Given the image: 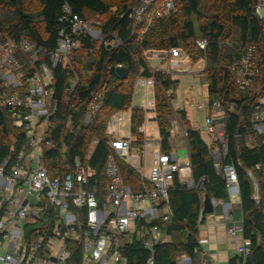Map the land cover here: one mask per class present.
<instances>
[{
	"label": "built area",
	"instance_id": "1",
	"mask_svg": "<svg viewBox=\"0 0 264 264\" xmlns=\"http://www.w3.org/2000/svg\"><path fill=\"white\" fill-rule=\"evenodd\" d=\"M156 1L140 0L132 17L142 22ZM175 10L173 0H164L152 13L155 17H166ZM254 10L260 19H264V0H258ZM63 20L68 26L60 31L57 46L52 51H44L28 38L0 39V109L10 112L13 126L23 130L26 136L9 173L4 175L6 163L0 168V264H127L123 249L133 240L142 242L149 250L146 264H155V247L173 240L172 233L165 228L173 218L170 189L176 180L188 189H204L203 183L195 184L188 153L180 157L181 147L172 144L165 152L161 143H157L160 148L153 151L151 166L146 172V151L156 146V139L146 137L145 124L139 127V132L145 136L139 148L134 146L137 137L132 133L121 136L119 125L125 121L126 111L115 112L106 128L111 151L105 160L103 186L99 185L97 177L91 184L95 173L88 164L98 140L92 141L84 157L73 159L70 158V147L58 146L49 133L53 124L59 123L53 67L62 61L73 69L72 57L80 48V35L102 37L99 15L84 19L65 4ZM106 44L118 45L119 41ZM195 44L205 51L208 41L198 38ZM168 53L166 73L172 74L180 66L193 63L180 47L172 48ZM47 56L51 65L44 61ZM159 58L167 57L161 55ZM199 62V73L203 74L207 63L205 59ZM232 70L242 89L254 84L259 73L264 71V65L257 58L256 45L242 49ZM79 82L75 73L68 91L74 92ZM136 84L147 93L153 89L154 94L153 77L139 75ZM103 99L104 90L91 92L86 122L100 113ZM146 107L155 111V99L148 100ZM195 108L203 121H196L192 127L203 139L204 135L207 137L204 140L228 191L238 190L236 165L225 162L229 154L225 126L227 110L220 101H210L208 96ZM229 110H233V105ZM253 110L252 131L243 134L250 147L256 146L259 138L264 139V93ZM130 112L132 116V109ZM60 124L68 127L71 116L61 120ZM187 135V130L182 129L177 120H171V142L181 140L183 146ZM46 151L54 153L47 158ZM49 162L54 165L53 171ZM122 164L139 176L137 188L126 180ZM256 169L261 166L257 165ZM248 174L255 184L253 199L260 203L258 183L252 171ZM203 197L204 194L202 200ZM228 233L242 236L236 251L245 260L251 254L252 239L243 235L242 225L230 226Z\"/></svg>",
	"mask_w": 264,
	"mask_h": 264
},
{
	"label": "trees",
	"instance_id": "2",
	"mask_svg": "<svg viewBox=\"0 0 264 264\" xmlns=\"http://www.w3.org/2000/svg\"><path fill=\"white\" fill-rule=\"evenodd\" d=\"M162 1L157 0L145 19L138 22L132 17L135 0H39L38 7L28 6L26 0H0V5L5 6L0 9V39L28 38L44 51H52L57 46L60 31L68 26L62 21L65 4L84 19L99 15L103 43L94 59L89 78H79L74 92L68 91L70 79L75 73L78 75V52H88L90 55L96 48V40L86 33L78 37L80 48L72 57L73 69L62 61L53 67L59 123L53 124L50 135L59 147H70L71 159L84 157L92 141L98 140L88 164L95 173L91 184L97 177L99 185L103 186L105 160L111 151L108 144L110 136L106 133L109 120L115 112L132 107L131 133L142 146L145 136L139 132V127L144 125L145 110L132 106V95L139 75L153 77L156 101L154 120L158 122L162 150L167 152L171 149V120H177L181 128L188 132L184 145L188 148L195 184L203 183L205 194L225 199L228 189L216 170L209 145L192 127L185 110L178 111L172 119V94L179 80L164 69L152 70L143 54L144 50L153 47L164 51L180 47L193 63L205 59L207 67L203 75L207 81V96L210 101H220L227 110L225 126L229 154L225 162L236 165L243 210V235L253 242L251 254L245 260L243 256L235 254L228 264H264V139L259 138L257 145L250 147L243 135L252 131L253 108L264 93V71L259 73L253 85L242 89L236 83L232 70L233 63L248 45H256L258 61L264 65V19H260L254 10L258 0H173L174 12L166 17H155L153 9ZM179 9L185 16L181 23L175 18ZM205 11L212 13L209 19L196 24L194 18L201 20ZM167 34L169 37L166 40ZM198 38L208 41L205 51L196 46ZM113 40L119 41V44H106ZM44 61L51 65L49 56ZM119 65L129 68L127 78L123 79L117 74L116 67ZM94 90H104L103 107L93 120L86 122L89 96ZM231 105L232 111L229 110ZM68 116H71V124L68 127L61 125L60 121ZM25 141V132L13 126L10 112L0 109V168L6 163L4 175L9 173ZM53 153L46 151L47 158ZM49 165L53 171L54 165L51 162ZM257 165L261 169H256ZM121 167L126 180L137 188L140 180L137 173L123 164ZM249 170L258 183L260 203L253 199L255 184L248 174ZM201 195L199 188L188 189L175 181L170 189L173 218L165 225L167 231L172 233L173 240L155 247V264H178L177 256L181 253L194 257L200 247V225L205 219V214L201 212ZM123 252L128 259L127 264H146L150 256L149 250L138 240L129 242Z\"/></svg>",
	"mask_w": 264,
	"mask_h": 264
},
{
	"label": "rangeland",
	"instance_id": "3",
	"mask_svg": "<svg viewBox=\"0 0 264 264\" xmlns=\"http://www.w3.org/2000/svg\"><path fill=\"white\" fill-rule=\"evenodd\" d=\"M111 1V0H109ZM139 0H135L134 5L136 6L138 4ZM26 4L30 7H38L39 6V0H26ZM205 4V1H204ZM5 6L3 4L0 5V9H3ZM206 10V9H203ZM212 13H208V11H205L203 13V18L201 20H196L194 18V21L196 24H199V22H205L209 19L210 15ZM89 17H91V14H88ZM175 18L177 19V22L181 23L183 19H185V16L182 14L181 10L176 13ZM171 34V33H169ZM169 34L165 36L166 40L169 37ZM174 34V33H173ZM96 40V48L93 50L90 55H88V52L80 51L78 52L77 57V72L79 75V78L82 79H88L89 75L92 72L93 62L96 58L99 47L103 43V36L100 38H97V36L91 35ZM165 40V42H166ZM169 50H162L158 47L148 48L144 50V59L147 62L148 66L152 70H159V69H167L169 66V59L170 55L168 53ZM156 55H165L166 59H161L159 57L155 58ZM197 64V65H196ZM199 64L195 63L190 66L188 65H182L179 69L174 70L172 72V75L179 80V83L176 86V90L174 94H172L173 99L171 100V107L173 111V117L174 119L178 111H181L184 108H187L189 113V118L194 121H203V116L199 114L200 112L197 111L194 107L197 103L205 101L207 98V81L205 77L199 73L198 69ZM196 70V71H195ZM155 96L153 94V89H151L150 92H146L144 88L138 84L135 85L132 95V106L134 107H142L146 111H144V123L147 126L148 134L146 137L150 139H156L155 145L157 146V143H159L160 139V133H159V127L158 122L154 120L156 117L155 111L148 110L146 107V103L148 100H154ZM189 99L190 104H186L185 100ZM188 100V101H189ZM186 104V105H184ZM186 106V107H185ZM124 115L126 117L125 121H123L119 125V133L121 136H129L131 134V115L128 111L124 112ZM134 136V135H133ZM158 139V140H157ZM205 140H207L206 137H204ZM172 145L175 146L174 143L171 142ZM137 148H139V141H136L134 144ZM151 151L152 149H147L146 155H145V170L146 172L149 171V168L151 166ZM180 157H183L184 154L188 153V148L186 146H183L179 149ZM200 192L205 193L203 188H200ZM182 257L181 254H178L177 258Z\"/></svg>",
	"mask_w": 264,
	"mask_h": 264
},
{
	"label": "crops",
	"instance_id": "4",
	"mask_svg": "<svg viewBox=\"0 0 264 264\" xmlns=\"http://www.w3.org/2000/svg\"><path fill=\"white\" fill-rule=\"evenodd\" d=\"M160 56L156 55L155 58ZM197 63L200 65V62ZM192 64L195 63H191L190 65ZM188 100L189 99L185 100L186 104H190V100L189 101ZM130 109H132V107L128 108L125 111H128L131 114ZM182 110L186 111L188 119L194 125L196 121L193 122L189 118L190 116L187 108H184ZM146 130H147V126H146ZM148 133L149 132L147 130V134ZM204 137L206 136L204 135ZM175 145L180 147L184 146V145L182 146L181 140L176 141ZM159 148H160L159 145L150 148L152 149L151 158L153 151ZM202 194H204L202 200V206H204L205 193ZM242 224H243V210L241 206L239 189L232 192L228 191V197L225 199L215 198L214 212L210 214H205L204 222L200 225L199 234H198L200 247L195 251L194 257L189 256L186 253H181L182 257L179 258L178 264H228L229 259L235 254H237L236 248L241 243V238H242L240 234L232 235L228 233V228L233 225H242Z\"/></svg>",
	"mask_w": 264,
	"mask_h": 264
},
{
	"label": "water",
	"instance_id": "5",
	"mask_svg": "<svg viewBox=\"0 0 264 264\" xmlns=\"http://www.w3.org/2000/svg\"><path fill=\"white\" fill-rule=\"evenodd\" d=\"M116 72L123 79L127 78L130 74L129 68L123 65L117 66ZM214 200L215 198H212L209 194H205L204 206H203L204 214H210L214 212Z\"/></svg>",
	"mask_w": 264,
	"mask_h": 264
}]
</instances>
